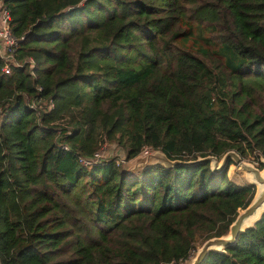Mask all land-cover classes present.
Returning a JSON list of instances; mask_svg holds the SVG:
<instances>
[{"label": "trees", "instance_id": "trees-1", "mask_svg": "<svg viewBox=\"0 0 264 264\" xmlns=\"http://www.w3.org/2000/svg\"><path fill=\"white\" fill-rule=\"evenodd\" d=\"M4 3L0 264H180L227 235L256 187L203 159H264V0ZM201 264H264V210Z\"/></svg>", "mask_w": 264, "mask_h": 264}, {"label": "water", "instance_id": "water-1", "mask_svg": "<svg viewBox=\"0 0 264 264\" xmlns=\"http://www.w3.org/2000/svg\"><path fill=\"white\" fill-rule=\"evenodd\" d=\"M203 160H209L213 171L216 172L224 169V167L227 166L228 161L232 160L233 163L237 164L243 171L250 175L258 188L256 189L251 202L237 214L234 221L230 224L228 234L206 240L198 248V252L191 264H201L210 250L221 251L224 250L225 247L234 244L244 228L251 225V219L258 216L259 213L264 210V171L262 173L258 167L245 161L239 156V154L232 150L227 151L220 160L216 157H206Z\"/></svg>", "mask_w": 264, "mask_h": 264}, {"label": "rangeland", "instance_id": "rangeland-1", "mask_svg": "<svg viewBox=\"0 0 264 264\" xmlns=\"http://www.w3.org/2000/svg\"><path fill=\"white\" fill-rule=\"evenodd\" d=\"M197 10H198L197 4H194V5L191 6L189 14H195ZM197 14H201V16L203 17L204 22H207L208 23V22L211 21V19H210L211 18V14L209 12H207L206 9H203L201 11H198ZM132 35L134 36L133 38H137L134 33H132ZM122 40H123V38H121V41ZM141 42H139L138 40H135L134 43H135V45H141ZM126 47H128V45ZM140 50L141 51H144V47H141ZM102 150H103V153L105 154V156H107V157H109V156H115L117 158V160L119 161L120 164H124L125 169L126 168L127 169H133L136 165L141 164L142 162L145 161L144 158H141L140 156L138 158L134 159V160L125 161L124 160V156L122 154H119V155L117 154L116 155V153L114 151V146H104L102 148ZM245 161L251 163L252 165H254L256 167H258L261 171L264 170V159H261L260 161H256L255 157L253 155H251L248 158H246ZM228 174H229L230 178L232 180H234L238 184H255L256 189L258 188V186L254 182V180H252V178L250 177V175L247 172L243 171L235 163H233V164H231L229 166ZM261 212L259 213L258 216H256L252 220L251 224L254 223L255 220H257V218L260 216ZM197 250L194 251L193 253H191L192 256L190 257L189 260H187V261L184 260V262H181L180 264H182V263L183 264H191L192 260L196 256V253L198 252ZM221 251H223V250H221Z\"/></svg>", "mask_w": 264, "mask_h": 264}, {"label": "built area", "instance_id": "built-area-1", "mask_svg": "<svg viewBox=\"0 0 264 264\" xmlns=\"http://www.w3.org/2000/svg\"><path fill=\"white\" fill-rule=\"evenodd\" d=\"M10 12L7 8L4 0H0V56H8L11 57L14 55V50L17 46L18 39L14 36L11 31V24H10ZM1 70L4 73L10 72V64L4 63ZM148 148H143V155L148 152ZM99 156V154H96ZM119 162V161H118ZM87 163V162H86Z\"/></svg>", "mask_w": 264, "mask_h": 264}, {"label": "bare ground", "instance_id": "bare-ground-1", "mask_svg": "<svg viewBox=\"0 0 264 264\" xmlns=\"http://www.w3.org/2000/svg\"><path fill=\"white\" fill-rule=\"evenodd\" d=\"M263 171H264V170H263ZM263 171H262V173H263ZM253 219H254V218L251 219L250 223L252 222Z\"/></svg>", "mask_w": 264, "mask_h": 264}]
</instances>
